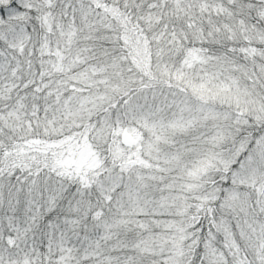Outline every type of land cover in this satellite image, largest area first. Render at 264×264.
Segmentation results:
<instances>
[{"label": "snow or ice", "instance_id": "snow-or-ice-1", "mask_svg": "<svg viewBox=\"0 0 264 264\" xmlns=\"http://www.w3.org/2000/svg\"><path fill=\"white\" fill-rule=\"evenodd\" d=\"M0 264H264V0H0Z\"/></svg>", "mask_w": 264, "mask_h": 264}]
</instances>
